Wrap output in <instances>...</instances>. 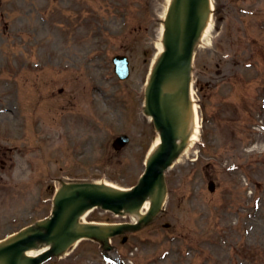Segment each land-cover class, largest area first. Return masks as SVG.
Returning <instances> with one entry per match:
<instances>
[{"label":"rangeland","instance_id":"rangeland-1","mask_svg":"<svg viewBox=\"0 0 264 264\" xmlns=\"http://www.w3.org/2000/svg\"><path fill=\"white\" fill-rule=\"evenodd\" d=\"M213 2L192 64L202 142L166 173L162 210L112 240L114 263L92 241L48 262L264 264V0ZM164 3L0 0V240L48 216L64 182L136 184L158 135L143 88ZM116 54L130 60L126 82ZM121 134L130 143L115 152ZM133 219L96 209L83 221Z\"/></svg>","mask_w":264,"mask_h":264},{"label":"water","instance_id":"water-1","mask_svg":"<svg viewBox=\"0 0 264 264\" xmlns=\"http://www.w3.org/2000/svg\"><path fill=\"white\" fill-rule=\"evenodd\" d=\"M184 3L185 8V17H184V30L181 33L180 29V6L181 3ZM202 0H176L175 5L172 7V11L168 16V30L167 37L165 39V47L167 52L165 53L162 62L160 63L156 74L154 76V82L152 84L149 96H148V109L149 112L154 116L157 127L162 130V140L164 142L162 147V152L160 153L163 156H167V153L170 151L169 145L166 144V133H172L170 130H167L171 127L170 122L164 120L159 107V94L162 82L169 76L175 73H181L187 71L188 62L190 59V54L192 50V45L195 37L197 36L198 27L200 23V5ZM182 44V46H181ZM182 47V53L180 52ZM183 70V71H182ZM172 130V129H171ZM169 160L164 161V158H155L151 161V167L148 169V172L144 179L141 181V184L134 193L131 194V197L134 198L140 197L143 199V194L146 195L152 190L153 181L155 176L158 173V176L162 170V166H167ZM164 164L158 165L160 162ZM158 165V166H157ZM157 166V169H156ZM156 177V179L158 178ZM79 197H74L69 200H65L63 203L68 204L67 216L65 219L59 220V224L56 232L58 235L53 237L50 234H42L37 232L29 236L26 240H21L12 247H8L2 251L4 255L8 257L6 264H17V259L20 257L22 250L27 249L28 247L33 246L36 240L42 242L53 241V249L43 255L41 258L29 260L27 264H38L42 259L46 258L51 253H56L62 246L66 244L71 238H75L78 235H75L69 231V226L73 222V214L78 213L84 207L91 205L93 199L100 198L99 192L95 190L83 189L77 192ZM102 197H106L105 195ZM112 200L118 198L117 196L111 197ZM66 210V209H64ZM71 213V214H70ZM55 223H58L55 220Z\"/></svg>","mask_w":264,"mask_h":264},{"label":"bare ground","instance_id":"bare-ground-1","mask_svg":"<svg viewBox=\"0 0 264 264\" xmlns=\"http://www.w3.org/2000/svg\"><path fill=\"white\" fill-rule=\"evenodd\" d=\"M171 3V0H166V5L161 11V15L159 16L161 20L160 27L157 31V42L155 43L154 47L156 50L155 56H154V63L155 61L161 57L162 53L164 52V43H163V36H164V20L168 11V5ZM208 9L210 11L209 19L204 24L201 30V38L205 39L208 34L211 31L212 28V19H211V12L213 11V1H210L208 4ZM183 76V77H182ZM184 75L181 73L179 75V78L171 77L168 78L165 83L162 86L161 89V103L164 108L169 110L172 117L176 120V124L178 127V131L176 132L177 137L174 135V138L177 141L178 147L183 146V149L181 151V154L176 159L175 163H179L182 161V158L188 154L190 148L194 145V143L198 140L199 130L201 128V121L199 116V110L196 105V100L194 98V92L192 91L190 87V93L189 97L187 96V93L183 91L184 88ZM160 145V139L157 136L155 141L153 142L152 151L150 153H153V151ZM102 187H112L113 185L109 183H102L99 184ZM162 196V190L161 188H156L153 193H150L144 204L142 205L141 209L133 212L134 220H139L143 215L144 211H148L150 206H154L158 204L160 197ZM143 210V212H142ZM88 212L83 214L82 216H79V223L76 224V228L78 231H82L83 227H85L84 218L86 217ZM44 225V224H41ZM41 225L38 226V228H41ZM101 225V224H100ZM104 230H106L107 227L101 226ZM14 236H11L7 239V242L13 241ZM18 241H13L11 244L15 245ZM47 247V246H46ZM43 250L38 249H30L26 251L22 256L18 259V264H27L29 257H34L40 253H42ZM0 264H4V261H0Z\"/></svg>","mask_w":264,"mask_h":264}]
</instances>
